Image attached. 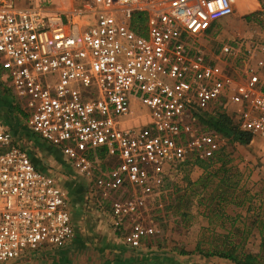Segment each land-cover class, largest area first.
<instances>
[{
  "label": "built area",
  "instance_id": "2783aa9c",
  "mask_svg": "<svg viewBox=\"0 0 264 264\" xmlns=\"http://www.w3.org/2000/svg\"><path fill=\"white\" fill-rule=\"evenodd\" d=\"M58 1L0 0L7 69L0 79L19 99L26 129L94 189L126 183L150 192L179 166L212 158L195 124L227 108L239 131L264 141V62L252 65L248 50L230 74L229 45L211 54L194 41L232 13L233 0ZM137 13L143 20L134 29ZM107 157L116 172L97 167ZM133 210L113 200L108 217L121 226ZM155 233L133 223L127 244L138 248ZM74 234L66 190L0 120V261L61 246Z\"/></svg>",
  "mask_w": 264,
  "mask_h": 264
},
{
  "label": "rangeland",
  "instance_id": "374dc122",
  "mask_svg": "<svg viewBox=\"0 0 264 264\" xmlns=\"http://www.w3.org/2000/svg\"><path fill=\"white\" fill-rule=\"evenodd\" d=\"M194 41L211 54L218 53L222 44L229 45L232 54L226 56L224 65L230 74L242 66L248 50L253 54L252 65L264 62V0H233L232 13L215 20L206 34ZM5 70L0 55V76ZM258 74L263 86L264 70ZM6 83L0 79V120L13 130L16 143L29 152L35 165L52 173L66 190L75 234L61 246H47L39 254L0 264H234L204 253L222 247L224 242L245 253L259 250L260 231L264 232L262 139L250 138L243 144L230 132H217L199 121L195 128L209 139L214 149L211 159L220 158L208 172L186 163L164 176L153 191L139 192L126 183L116 190L102 191L77 176L52 146L26 129L19 99L4 90ZM143 112L135 110L133 116ZM226 115L234 120L228 108ZM96 162L100 170L116 172L113 158ZM222 167L228 169L233 182L226 193L219 182ZM201 177L204 179L199 181ZM113 200L134 206L121 226H114L108 217ZM133 223L156 231L142 239L138 248L127 244L128 228Z\"/></svg>",
  "mask_w": 264,
  "mask_h": 264
},
{
  "label": "trees",
  "instance_id": "16d2710c",
  "mask_svg": "<svg viewBox=\"0 0 264 264\" xmlns=\"http://www.w3.org/2000/svg\"><path fill=\"white\" fill-rule=\"evenodd\" d=\"M143 16L141 14H134L132 16V26L136 29L135 23L138 21H142ZM262 91L264 92V85L262 86ZM202 122L210 125L217 132H230L234 139H237L240 143L246 144L250 140V135L244 132L239 131L235 125L233 124L231 118L224 113H217L215 115H207L206 119H201ZM220 162V158L218 157L213 160L211 158L202 159L195 158L192 163L197 165L199 168L208 172L209 167L215 163ZM225 163L222 162L223 166ZM224 168V169H223ZM222 175L219 178L220 186L223 188L222 193L228 192L233 188V182L231 181V176L226 167H222ZM205 177V176H204ZM204 177H201L199 181H202ZM226 237V235H225ZM206 256H218L221 258H225L233 262L234 264H264V232L260 231V243L259 250L256 253H245L243 251H238L237 246L230 243L229 245H225L223 243L222 247H214L211 251H206L204 253ZM168 264L163 262H154L153 264Z\"/></svg>",
  "mask_w": 264,
  "mask_h": 264
},
{
  "label": "crops",
  "instance_id": "0c3cea01",
  "mask_svg": "<svg viewBox=\"0 0 264 264\" xmlns=\"http://www.w3.org/2000/svg\"><path fill=\"white\" fill-rule=\"evenodd\" d=\"M45 251H46V250H45ZM41 252H43V251L37 252L36 254H39V253H41Z\"/></svg>",
  "mask_w": 264,
  "mask_h": 264
}]
</instances>
